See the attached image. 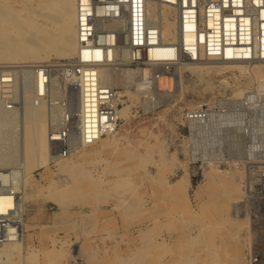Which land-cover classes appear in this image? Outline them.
Listing matches in <instances>:
<instances>
[{"label": "built area", "instance_id": "built-area-1", "mask_svg": "<svg viewBox=\"0 0 264 264\" xmlns=\"http://www.w3.org/2000/svg\"><path fill=\"white\" fill-rule=\"evenodd\" d=\"M152 4L175 14L177 38L163 34L161 11L150 16ZM145 20L142 38L129 44L134 11ZM125 19L126 28H109ZM78 54L29 64H0V104L21 110L26 97L45 105L54 159L68 158L79 145H92L117 133L123 107L115 86L102 83L104 66L150 67L155 80L172 75L184 63L209 61L255 63L264 60V0H78ZM119 45L127 48L117 58ZM60 82L62 97L54 96ZM185 128V132L180 129ZM190 167L232 164L243 170V195L235 206L238 216L252 222L254 241L249 264H264V94L243 92L224 96L209 106L186 110L178 124ZM16 180L0 173V245L20 235V194ZM12 204L5 205L4 199Z\"/></svg>", "mask_w": 264, "mask_h": 264}, {"label": "rangeland", "instance_id": "rangeland-1", "mask_svg": "<svg viewBox=\"0 0 264 264\" xmlns=\"http://www.w3.org/2000/svg\"><path fill=\"white\" fill-rule=\"evenodd\" d=\"M8 1L16 5L25 2ZM39 20L59 30L52 21ZM245 65L247 74L241 75L237 69L234 72L226 71L225 76L203 71L204 75L200 77L203 80L188 68L183 73L178 71L172 92L166 94L161 99L163 101L153 100L147 108L138 100H130L127 92H135V86L124 85L121 69L115 70L114 82L117 77H121V84L115 87L123 94L122 103L131 105V117L121 118L117 135L119 146L99 155L88 151L81 157L75 154L69 156V161L83 164L82 173L75 179L69 171H57L53 163L49 168L37 169L29 174L26 178L31 194L26 201L24 215L26 231L23 252L1 257L0 264H131L135 252L146 246L143 232L154 228H157L155 233L150 234L155 243L151 257L135 264H159V243L163 238L171 240V236L185 253L197 258L196 264H212L214 261L236 264L239 242L230 230L233 224L226 225L227 228L222 220L209 214L210 204L206 200L209 198L203 192L200 193L202 196L199 194L208 179L207 173L212 169L210 166L201 169L200 165L191 168L185 146L176 136L182 114L192 105L209 106L224 96L236 97L235 92L239 88L244 89V92H259L255 79L249 75L259 70L264 73V62ZM196 66L201 67L202 64ZM119 67L136 70L127 66ZM225 78L229 80V86L223 89L221 80ZM135 83H138L137 77ZM180 132L184 133L185 128L181 127ZM106 138V142H110V137ZM101 145L98 142L95 147ZM171 154H175V158L183 165L187 164V170L196 181L195 187L187 189V194L175 197L168 193V187L162 180L166 179L171 184L176 182L185 174L186 167L177 166L170 159ZM0 168H15L17 171L18 165L15 161H2ZM219 169L228 171L220 174L222 181L238 179L237 176L241 174L232 164H224ZM58 177L67 179L70 187L57 190ZM240 178L238 198L242 199L244 179L242 175ZM224 185L213 188L216 190L212 196L218 198L219 205L222 202L220 196L223 199L221 193ZM53 192L65 206L60 200L52 198L50 193ZM247 237L244 231L240 242L244 246L240 247L244 248L245 264L249 262ZM75 253H81L80 260L72 259Z\"/></svg>", "mask_w": 264, "mask_h": 264}, {"label": "bare ground", "instance_id": "bare-ground-1", "mask_svg": "<svg viewBox=\"0 0 264 264\" xmlns=\"http://www.w3.org/2000/svg\"><path fill=\"white\" fill-rule=\"evenodd\" d=\"M135 1L137 2V0ZM149 7L151 17L156 16L157 12L161 11L164 38L167 40H175L177 38V32L174 12L168 7H163L161 10L152 4H150ZM77 13L78 0H37L36 2L25 0V2L21 5H16L8 0H0V63H11L12 65H16L17 63H35L31 64V66H34L37 65V63L49 61L53 57L74 58L78 54L79 49ZM40 18L52 21L56 27H59V30L53 29L48 24L42 23L39 20ZM107 26L109 28L116 29L122 27L126 28L127 21L124 18L110 21L107 23ZM144 26L145 20L141 17L140 10L136 8L132 20L131 33L127 37L129 44H137L141 40ZM119 51V54L117 53V58L119 60L126 58L127 48L119 45ZM257 62H264V60ZM245 63L246 62L241 61H209L205 64L200 63L203 67L196 66L199 64L184 63L180 65L179 68L177 67L178 69L176 68L171 76L166 73H160V77L155 80L140 81L137 79L138 83H135V79L138 77L139 71H142V74H144L146 78H150L154 75V70L150 67L133 70L119 66H104L101 71V76L103 84L115 86L120 83L119 81L121 80V77H117L114 82L115 70L119 71V69H121L123 84L127 87L135 86V92H127L130 100L132 102L134 100H138L147 108L153 100L156 101L161 100L162 98L164 99L166 94L172 92L175 84L174 77L178 71L183 73V70L188 68L194 73H197L199 78L204 75V72L221 73L225 76L226 71L234 72L235 69L243 75L247 74ZM249 77L255 79V85L259 91H257L258 94H264V73L259 70L256 73L249 75ZM200 79L203 80V77ZM228 81L229 80L226 78L221 80L222 88L229 86ZM57 86L58 87L54 92V96L60 99L62 97L60 82H58ZM243 92L244 89L239 88L238 91L235 92V96L238 97ZM222 93H224V90ZM119 95L120 100H122L123 94L119 92ZM191 107L192 108L190 109H193L196 105H192ZM23 109L24 111L22 112L21 110L7 111L0 104V162L15 161L18 165L17 171L15 168H0V173L3 176L9 174L16 180V189L20 194L19 204L21 209L19 238L1 245L0 258L8 257L16 253L22 254L23 252L26 231V221L24 219V215L27 210L26 201L31 194L29 181L26 177L37 169L49 168L52 163L54 164L55 169L59 172H71L73 178H77L80 176L79 174L82 173V163L69 161L70 159L68 160V158L54 159L49 139V115L46 106L44 104L35 106L30 102V98L26 97ZM130 109L131 105H124L121 109H119L120 117L129 119L131 117ZM117 135L118 132L110 135V142H106V137L102 138L99 141L102 143L99 148L95 147L96 144L89 146L81 144L77 146L72 155L74 156L75 154L81 157L87 154L88 151H90L89 153H96L99 155L105 150L107 151L111 148H115L120 144ZM170 159L175 161L177 166L183 168L186 167L185 174L172 184L167 182L166 179H163L162 181L167 185L168 193L174 197L180 194H187V189L189 187H195L196 181L192 178L190 171L187 170V164L183 165L179 162L178 159L175 158V154H171ZM209 168L212 170L207 173L206 176L208 179L206 183L202 185L199 194L203 192V194L205 193L208 196L209 199L206 200H209L208 203L210 204L209 214L222 220L227 228L228 226L226 225L233 224V226L230 227V230L234 233V235H236L239 242L237 245L235 262L236 264H245L244 248H242L244 245L242 246L240 243L242 242V233L246 231L248 234L246 242L247 245H250L254 241V234L252 232V222L250 219L248 217L238 216L235 214V206L241 199L238 198V193L241 191V182H239V179L241 180V175L244 178L243 171L236 167L235 170H238L241 173L237 176L238 179L235 178L233 180L231 178L230 180L226 179L225 181H222V175L220 174H226L228 171L223 172L216 165H212ZM68 182L69 181L67 179L58 177L57 190L62 187L69 188L70 186L68 185ZM219 184H225L223 192L221 193L223 199L220 196L222 201L220 205L218 203V198L212 196L214 190H216V188L213 189L214 186H218ZM75 188L76 187L73 189ZM50 194L54 200H60L56 193L53 192ZM200 196L202 195L200 194ZM4 200L5 201L3 203L6 206L12 204L11 198H6ZM60 201L62 202V200ZM62 204L65 206L64 202H62ZM216 211L218 213H215ZM156 229L157 228H154L153 230H148V232H143V243L146 246L135 252V255L132 257L131 264L143 262L145 259L151 257V249L155 246V243L152 239V235L150 234H154ZM173 238L174 236H171V240L169 238H163L162 241H160L159 244L161 251L159 257L157 258L159 264H196L195 262L197 261V258L185 253V251L179 247L180 245L178 246L176 244L177 242L173 241ZM80 256L81 253H75L71 257L76 261V259H79ZM83 256H85V254ZM248 258L249 251L247 259ZM212 264H219V262L214 261Z\"/></svg>", "mask_w": 264, "mask_h": 264}, {"label": "crops", "instance_id": "crops-1", "mask_svg": "<svg viewBox=\"0 0 264 264\" xmlns=\"http://www.w3.org/2000/svg\"><path fill=\"white\" fill-rule=\"evenodd\" d=\"M43 219H46L45 217H43Z\"/></svg>", "mask_w": 264, "mask_h": 264}]
</instances>
